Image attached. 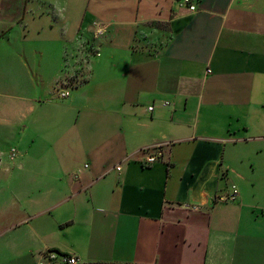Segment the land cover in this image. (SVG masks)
Returning a JSON list of instances; mask_svg holds the SVG:
<instances>
[{"label": "crops", "instance_id": "1", "mask_svg": "<svg viewBox=\"0 0 264 264\" xmlns=\"http://www.w3.org/2000/svg\"><path fill=\"white\" fill-rule=\"evenodd\" d=\"M193 1L0 0V264H264V0Z\"/></svg>", "mask_w": 264, "mask_h": 264}, {"label": "built area", "instance_id": "2", "mask_svg": "<svg viewBox=\"0 0 264 264\" xmlns=\"http://www.w3.org/2000/svg\"><path fill=\"white\" fill-rule=\"evenodd\" d=\"M179 5L183 7H187L191 12H195L197 10V6L193 0H179ZM107 30V26L102 22L95 23V32L94 38H99L105 34ZM70 95L68 91H59L58 96L60 98H66ZM165 104H168L165 103ZM149 110H153V107H149ZM172 143H165V145H170ZM163 144H159L150 148L144 149V153L146 155L143 163L146 165L154 164L163 156ZM15 149L12 150V156H14ZM128 160V159H127ZM123 163L120 162L112 169H115L118 172H121L123 167ZM239 197V189L236 184H232L229 188V192L226 195H222L219 197L220 201H234ZM37 264H79V259L73 255H64L58 253L56 251H46L40 259L37 261Z\"/></svg>", "mask_w": 264, "mask_h": 264}, {"label": "rangeland", "instance_id": "3", "mask_svg": "<svg viewBox=\"0 0 264 264\" xmlns=\"http://www.w3.org/2000/svg\"><path fill=\"white\" fill-rule=\"evenodd\" d=\"M42 2H47V5L49 4V2L51 1V0H41ZM58 1H63V2H66V1H68V2H70L71 0H58ZM80 1V10H82L83 9V7L87 4V2H88V0H79ZM177 1V0H176ZM260 159H262V168L264 169V161H263V159H264V151H263V158H261V156L259 155L258 156Z\"/></svg>", "mask_w": 264, "mask_h": 264}, {"label": "water", "instance_id": "4", "mask_svg": "<svg viewBox=\"0 0 264 264\" xmlns=\"http://www.w3.org/2000/svg\"><path fill=\"white\" fill-rule=\"evenodd\" d=\"M84 264H115V263H84Z\"/></svg>", "mask_w": 264, "mask_h": 264}]
</instances>
